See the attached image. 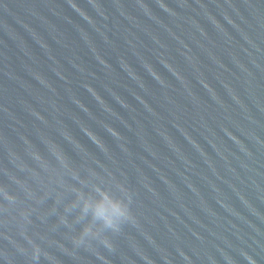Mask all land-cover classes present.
<instances>
[{
  "label": "water",
  "instance_id": "water-1",
  "mask_svg": "<svg viewBox=\"0 0 264 264\" xmlns=\"http://www.w3.org/2000/svg\"><path fill=\"white\" fill-rule=\"evenodd\" d=\"M0 190V264H264V0H0Z\"/></svg>",
  "mask_w": 264,
  "mask_h": 264
},
{
  "label": "clouds",
  "instance_id": "clouds-1",
  "mask_svg": "<svg viewBox=\"0 0 264 264\" xmlns=\"http://www.w3.org/2000/svg\"><path fill=\"white\" fill-rule=\"evenodd\" d=\"M88 135H91V133H88ZM58 159H61L63 162V158L59 155ZM0 194H2L8 201L15 200L14 196L3 192L2 190H0ZM78 199L80 201L81 215L90 214L92 221L97 222L99 225H102L105 229L112 232H118L120 230L121 223L131 219L128 202L113 199L107 194L102 195L101 199L95 202L84 197L82 194H78ZM129 199L130 198L128 197L127 200L129 201ZM22 215L24 216L25 221H27V216L23 213ZM60 219L62 223H68L66 217L62 216ZM77 219H79V217ZM96 238H99L105 246L111 247L106 238L99 237L98 229L96 228V224L93 222L84 224L78 235L74 236L72 240L74 245L80 246L86 245L88 240ZM29 243L32 244V260L38 261L39 256L42 254L41 249L38 245L32 243L31 240H29Z\"/></svg>",
  "mask_w": 264,
  "mask_h": 264
}]
</instances>
